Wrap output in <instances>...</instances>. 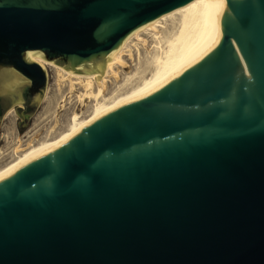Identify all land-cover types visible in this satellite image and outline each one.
I'll return each instance as SVG.
<instances>
[{
  "label": "water",
  "instance_id": "95a60500",
  "mask_svg": "<svg viewBox=\"0 0 264 264\" xmlns=\"http://www.w3.org/2000/svg\"><path fill=\"white\" fill-rule=\"evenodd\" d=\"M192 0H0V118L45 69L101 70ZM202 47L152 93L0 177V264H264V0H209Z\"/></svg>",
  "mask_w": 264,
  "mask_h": 264
},
{
  "label": "bare ground",
  "instance_id": "6f19581e",
  "mask_svg": "<svg viewBox=\"0 0 264 264\" xmlns=\"http://www.w3.org/2000/svg\"><path fill=\"white\" fill-rule=\"evenodd\" d=\"M208 9L209 0H192L137 28L114 50L101 73H74L30 53V58L44 69L51 66L70 78H84L87 89L85 94L92 96L95 102L84 119L73 116L67 128L51 142L39 148L31 149L25 154H19L24 148L17 146L14 150L15 157L13 160L0 168V177L61 146L94 120L126 103L152 93L174 77L183 64L203 46L207 39L212 26V18ZM142 34H147L153 39L151 49L146 52V68L142 71L135 70L126 74L118 88L112 91V94L109 93L111 95L106 96L104 93L106 77L110 74L115 79L118 78L116 69L126 65L123 55L128 42L136 39L135 45L137 47L140 44L147 48L148 40L141 36ZM126 52L128 57H132L131 49H127ZM93 83L95 84V91L91 89ZM72 85L71 83L70 86L72 87Z\"/></svg>",
  "mask_w": 264,
  "mask_h": 264
},
{
  "label": "rangeland",
  "instance_id": "374dc122",
  "mask_svg": "<svg viewBox=\"0 0 264 264\" xmlns=\"http://www.w3.org/2000/svg\"><path fill=\"white\" fill-rule=\"evenodd\" d=\"M148 40L147 48L138 44L136 39H132L127 44V49L132 50V57L126 55L124 50V67H117L118 78L110 74L106 77L105 95H111L120 85L126 74L146 68L147 50L153 45V39L142 34ZM104 68V67H103ZM101 70L95 71L101 73ZM47 84L43 94L33 114L26 120L25 127L19 132L17 124L20 121L16 108L21 106L15 103L0 118V168L5 166L15 157V148H24L19 154H25L31 149L39 148L51 142L60 132L65 130L73 116L84 119L94 104L92 96L85 94V79H74L58 71L56 68L47 66L45 69ZM90 73V72H84ZM73 84L72 87L70 86ZM95 91V84L92 88ZM111 93V94H109Z\"/></svg>",
  "mask_w": 264,
  "mask_h": 264
}]
</instances>
